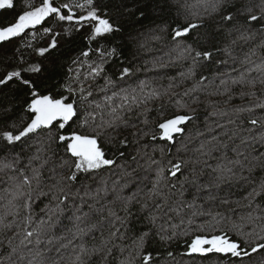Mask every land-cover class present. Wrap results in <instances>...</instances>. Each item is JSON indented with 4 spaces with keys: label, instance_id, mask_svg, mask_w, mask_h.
Instances as JSON below:
<instances>
[{
    "label": "snow or ice",
    "instance_id": "6c2138e0",
    "mask_svg": "<svg viewBox=\"0 0 264 264\" xmlns=\"http://www.w3.org/2000/svg\"><path fill=\"white\" fill-rule=\"evenodd\" d=\"M157 7L163 11L171 5L168 0H163ZM181 8L185 9L183 19H180L182 14L178 12L176 19L159 30L167 32L170 36L178 52L177 60L191 61L187 73H181L185 81L192 82L191 86L185 89L182 99L176 101L180 109H186L190 114H174L161 118L148 131L138 127L134 121L143 117L140 123L148 127L150 122L145 105L148 99L159 96L160 93L153 91L148 97L138 95L137 89L140 93L143 92V81L137 88L121 87V83H126V78L133 75L131 66L120 67L116 78L106 71V65L109 63L117 60L123 62L121 45L113 42L115 35L122 30L119 21L132 10L127 9L120 0H108L104 5L99 4L98 0H39L38 4L34 0H23L20 10L13 17L0 19V55L7 56L10 52L14 58L13 63L0 71V86L7 87L15 83L21 89H26L27 99L21 107L28 113L27 117L16 121L12 120L9 114L12 109L0 110V154H5L0 155V173L5 170L15 173L9 177L13 186L8 191L12 196L9 204L16 209L14 212L0 215V237H3L0 238V248H11V252L16 253L14 238L20 236H23L21 245H32L33 236L36 237L35 244L39 245L45 227H53V216L57 215L56 212H52L47 220L38 219L32 213V193L40 189L47 179L52 183L47 192L40 191V195L50 197V200L49 204L41 209L42 214L51 212L50 206L53 203L56 209L62 212L60 205L67 206L71 200L76 212H81L84 206L89 208V212L75 216L76 221H82L90 213H101L99 219L87 228L75 225L74 237L83 238L85 234L101 230L105 224L108 225V231H100L98 243H94L91 249L80 244L71 264H91L94 255L100 256V264H108V258L116 247H119L121 253L128 252L120 264H155L159 252L154 256L155 249L150 250L148 247L151 242L158 240L166 245L181 236L188 237L185 244L189 255L222 253L240 260L247 258L249 264H264V235H259L255 229L244 232L243 224L231 221L232 230L240 237L236 239L228 235L227 229L217 230L215 224L197 225L195 222L196 217L204 214L203 205L197 202L202 190L218 186L200 183L204 169L211 167L203 157H211L213 151L227 149V144H213L206 151V145L201 143L199 148L192 150L191 157L184 159L180 153H187L189 149L187 144L177 140L178 136L185 133L183 125L191 121L195 113V109L191 108L183 97L198 103L197 94L208 87L209 76L199 75L197 78V73L199 69L213 63L214 57L220 52L216 46L218 38L235 37L225 45L224 51L230 52L231 46L236 45L238 41L248 42L258 35L264 37V0H195L194 4H188L185 0ZM15 9V0H0V10ZM144 15L140 12V17ZM74 34L82 35L86 47L72 58L67 74L58 88L41 90L34 77L47 71H55L57 64L54 54L69 38H73ZM153 39L159 40L161 37L154 36ZM261 46L264 47V41ZM93 56L94 60L91 59ZM215 63L220 65L226 62L216 60ZM250 63L248 57L242 62ZM256 68L264 71V64L257 65ZM251 71V68L233 69L238 75L232 77L230 74H223L227 75L228 79L223 78L222 74H213L211 79H219L220 84L209 95L221 94L219 88L222 87V94L231 100L232 86H241L249 89L240 93L242 98L256 96V92L252 90L257 87V83L264 90V78L259 81L250 78ZM98 80H102L103 84L97 85ZM178 86L170 83L165 94L170 97L180 95L172 91ZM94 90L102 94V100L89 102ZM116 98H119V103H116ZM209 104L215 107L213 101H209ZM254 107L264 110V103L255 104ZM140 109L143 111H139ZM245 110L252 111L251 108L234 109L236 112ZM211 115H217V111H213ZM249 123L253 127L264 129V119L254 118ZM128 129H134L129 133L133 137L132 143L139 144L143 137H150L151 142L164 141L163 146L152 148L153 153L159 152L161 159L149 157L151 165L155 166L153 178L146 183L139 181L143 186L137 187V191L130 196L117 192L116 182H113L111 191L122 205L119 210L106 209L103 204L96 207L108 195L107 181L101 179V186L96 187L94 191L90 190L88 182L96 183L101 171L116 166L118 160H126L121 146L127 147L130 141L128 136L121 137V132ZM42 133L46 134L48 141L44 151L50 152L51 155L42 157L39 154L40 149H37V154L28 157L26 163H23L22 153L6 155L14 152L16 147L22 146L33 136ZM212 139L215 141L217 138ZM252 139H259L264 143V131L259 137ZM208 143L212 144V141ZM53 144L58 147L53 149ZM60 146L63 154L59 157V165L49 168L48 165L53 163ZM110 146L114 147L115 151H112ZM144 147L147 148V145ZM233 151L237 157L243 155L236 149ZM141 154L147 155V152H137L131 159L135 161ZM223 158L227 159L226 156ZM253 159L264 168V154ZM244 161H248L247 156ZM229 163L233 166L240 165L241 168L244 166L239 158L230 160ZM197 166H202L199 171ZM119 167L123 169L124 165ZM46 168L50 173L48 177L44 175ZM212 171L221 174L217 176L218 181L223 179L225 171L229 178L235 177L232 167L218 166ZM124 175L130 176L132 173L125 172ZM124 187H127V184L121 185V191ZM74 188L76 191H73ZM193 189L194 193L191 192ZM186 192L192 194L190 201L184 199ZM85 197H90L94 203L88 204ZM257 197L264 199V180L258 184L253 183L252 191L245 197L248 201L245 207L255 203ZM77 199L80 201L79 206L75 204ZM207 199L214 200L215 197L208 195ZM224 203L227 204L228 201ZM22 211L25 213L23 219L18 220ZM105 211L106 214H102ZM9 215L12 219L8 218ZM208 215L216 223L229 222L227 213L209 212ZM261 218H254L249 213L247 220L252 222ZM177 219L178 223L175 222ZM240 219L243 221L245 218ZM34 224L35 227H32ZM209 228L212 230L209 231ZM9 231L12 236H7ZM116 241H120V244L117 245ZM71 243L69 240V244ZM56 251L59 252V248ZM28 254L31 258L27 264H46L39 248L35 251L29 250ZM167 255L171 257L173 253L168 252ZM257 257L258 259H255ZM18 259L23 261L25 257L20 255Z\"/></svg>",
    "mask_w": 264,
    "mask_h": 264
},
{
    "label": "trees",
    "instance_id": "16d2710c",
    "mask_svg": "<svg viewBox=\"0 0 264 264\" xmlns=\"http://www.w3.org/2000/svg\"><path fill=\"white\" fill-rule=\"evenodd\" d=\"M22 2L23 0H15V10H0V19H10L13 17L20 10ZM34 2L38 4L39 0H34ZM120 2L127 9L132 10L131 13L126 14L119 21L122 30L115 35L113 42L114 44L121 45L120 51L123 53V62L117 60L109 63L106 65V71L109 75H113L116 78L119 75L120 67L131 66L133 75L126 78V83H121V87H127L129 89L137 88L140 82L143 81V92L140 93L139 89H137L138 95L148 97L151 96L153 91L160 93L159 96H152L148 99L145 105L148 109L147 119L150 122L148 127L140 123L143 117L134 122L137 123L138 127L148 131L161 118H167L174 114H190L186 109H180L176 105V101L181 100L185 89L191 86L192 82L185 81L181 76V73H187L191 61L177 60L178 52L170 36L167 32H161L159 30L165 27L166 24H169L173 19H176L178 12L182 14L180 19H183L185 9L181 8V5L185 3V0H168L171 7L163 11H160L157 7L163 0H120ZM186 2L188 4H194L195 0H186ZM98 3L104 5L108 3V0H98ZM192 11H196V9H192ZM140 12L145 14L144 17H140ZM154 36H160L161 39H153ZM230 39H235V37L228 39L218 38L216 46L220 49V52L214 57L213 63L198 70L197 78H199V75L209 76L210 78L206 90L197 94L199 102L193 103L192 99L183 97L190 107L195 109V113L193 114L194 118L187 122L186 125H183L185 127V133L182 136H178L177 140L187 144L189 149L187 153H180L184 159L191 157L193 155L192 150L199 148L201 143L206 145V151L213 144H227V149L213 151L211 157H203L211 167L204 169V175L201 177L200 183L212 184L214 182L218 186L202 190V195L197 202L203 205L202 212L204 214L196 217L195 222L197 225L215 224L217 230L221 228L227 229L230 237L240 239L236 235V232L232 230L231 221H235L237 224H243L244 232H251L255 229L256 233L264 235V231H262L264 229V199L257 197L255 203L250 207H245L248 203L245 197L252 191L253 183L258 184L261 180H264V168L259 165L258 161L253 159L260 154H264V143H261L259 139H252V137H259L264 129L259 128V126L253 127L249 123L254 118L258 120L264 119V110L254 107L255 104L264 103V90L257 83V87L252 90L256 92V96H244L242 98L240 93L242 91L247 92L249 89L241 86H232L231 100L228 99V96L222 94V87L219 88L221 94L209 95V93L215 91L220 84L219 79H211L213 74H222L223 78L228 79V76L223 74H230L232 77H235L238 75V72H233V69L244 70L251 68L252 71L249 73L250 78L256 79L257 81L264 78V71L256 68L257 65L264 64V47L261 46L264 37L258 35L254 40L248 42L238 41L236 45L231 46L230 52H225V45L229 44ZM85 47L86 43L81 34H74L73 38H69L66 44L54 54L57 64L55 71H47L43 75H36L34 77L41 90L45 88L55 90V88H58L59 84L63 82V77L67 74V68L71 65L72 58L79 55ZM246 57L250 59V64H242ZM91 59L94 60L95 57L93 56ZM216 60L225 61L226 63L217 65L215 63ZM0 61H3L0 63V71H3L8 64L14 62V58L9 52L7 56L0 55ZM96 83L97 85H102L103 81L98 80ZM170 83L179 85L172 89V91L180 93V95L170 97V95L165 94V90L168 89ZM26 91V89H21L15 83L9 84L7 87L0 86V110L12 109V112L9 113L12 120L19 121L22 117H27L28 113L21 107L27 99ZM109 95H111L110 92ZM92 100H102V94L94 90L93 97L89 98V102ZM209 101H213L215 107L210 105ZM119 102V98H116V103ZM238 108H251L252 111H234V109ZM139 111H143V109ZM213 111H217V115H211ZM131 131H134V129L121 132V137L128 136L130 141L127 147L121 146V150L126 154V160H118L116 166L101 171L98 174L96 183L92 181L88 182L90 190L94 191L96 187L101 186V179L107 181L109 195L101 200L100 204H97L96 207H100L103 204L106 209L113 208L114 210H119L122 206L120 201L115 199V194L111 191L113 182H116L115 187L119 188H116L117 192H121L124 196H130L137 191V187L143 186L139 181L143 180L146 183L153 178V169L155 166L151 165L149 157L160 160L159 152L153 153L152 148L154 146H163L165 142L160 140L151 142L150 137H143L139 144L132 143L133 137L129 135ZM213 137L217 139L213 141ZM209 141H212V144H209ZM47 144L46 134L42 133L38 136H33L22 146L16 147L14 152H9L6 155L11 156L15 153H22L24 158L23 163H26L28 157L37 154V149H40L39 154L42 157L51 155L50 152L44 151ZM144 145H147V148ZM178 146L179 144H177ZM57 147L56 144L52 145L53 149ZM233 149L243 153V155L237 157ZM112 151H115L114 147H112ZM145 151L147 155H138L135 161L131 159V156L137 155V152L144 153ZM173 153H175V149H173ZM62 154V146H60V150L57 151L53 163H50L48 167L58 166L60 162L59 157ZM225 156L227 159L223 158ZM245 156L248 158L247 162L244 161ZM237 158L244 164L243 168L240 165L233 166L229 163L230 160ZM119 165H124V168L122 169ZM218 166L220 168H224L225 166L232 167L235 172V177L229 178V174L225 171L223 173V179L218 181L217 176L221 174L212 171V169ZM200 167L202 166H197V171L200 170ZM57 172H59L58 167ZM125 172L132 173V175L126 176L124 175ZM13 175L15 173L11 170H5V172L0 173V199H2L0 203V215L16 211L9 204L12 196L8 189H11L13 186V181L9 177ZM44 175L45 177L50 175L47 168L44 170ZM145 176H147V179L142 178ZM51 183V180L46 179L45 184L40 189L33 191L32 213L38 219L43 218L47 220L48 216L52 215V212H56L57 215L53 216V221H55L53 227H45L41 234V243L39 245L35 244V236L32 238L33 244L27 246L20 244L23 236L14 238V246L17 247V252L12 253L11 248L7 247L0 248V264H27V261L31 258L28 254L29 250L35 251L37 248L41 250L46 264H71L80 244H84L91 249L94 243H98L100 231L102 230L105 233L108 231V225L105 224L103 229L93 230V232L85 234L83 238L80 236L74 237L75 225L79 224L81 228H87L89 224L95 223L99 219L101 213H90L82 221H76L75 216H82L84 212H89V208L84 206L81 212H76L75 207H73V201L71 200L67 206L60 205V208L63 209L62 212L58 211L55 203H53L50 206L52 211L42 214L41 209L49 204L50 197L41 196L40 191L47 192L48 186ZM124 184H127V187H124L121 191V185ZM33 188H36L35 184H33ZM73 191H76V189L74 188ZM191 192L194 193V189ZM208 195L214 196L215 199L208 200ZM184 199L190 201L192 194L186 192ZM85 200H87L88 204L94 203L90 197H85ZM224 201H228V203L225 204ZM75 204L76 206L80 205L79 199L75 201ZM230 209L235 211H229ZM133 210L135 211V208ZM209 212L213 214L217 212L227 213L229 222L225 223L221 221L220 223H216L208 215ZM249 213L254 218H262L249 222L247 220ZM24 214L22 211L21 216L17 219L22 220ZM102 214H106V211ZM120 214L122 215L123 213ZM241 217L245 219L242 221L240 219ZM8 218L12 219V216L9 215ZM175 222L178 223L179 220L177 219ZM32 227H35V224ZM208 230L211 231L212 229L209 228ZM7 236H12V232L9 231ZM186 239L188 237L181 236L166 245L158 240L152 241L148 247L150 250L155 249L154 256L156 252H159L155 264H249L247 258L240 260L231 257L230 254L209 253L206 255H189L187 254L185 244ZM50 240L51 243H49ZM69 240L72 241L71 244H69ZM116 244L119 245L120 241H116ZM57 248H59V252L56 251ZM168 252H172L173 255L169 257L167 255ZM20 255H24L25 259L23 261L18 259ZM127 255V251L121 253L119 247H116L112 255L108 258V264H120ZM255 259H258V257ZM91 264H100V256L94 255Z\"/></svg>",
    "mask_w": 264,
    "mask_h": 264
},
{
    "label": "rangeland",
    "instance_id": "374dc122",
    "mask_svg": "<svg viewBox=\"0 0 264 264\" xmlns=\"http://www.w3.org/2000/svg\"><path fill=\"white\" fill-rule=\"evenodd\" d=\"M143 179H147V176H145V177H142ZM212 184H215L214 182L212 183ZM116 188H118V187H116ZM119 189V188H118ZM108 195H109V193H108ZM2 202V199H0V203ZM79 248V247H78ZM77 247H76V249H78Z\"/></svg>",
    "mask_w": 264,
    "mask_h": 264
}]
</instances>
